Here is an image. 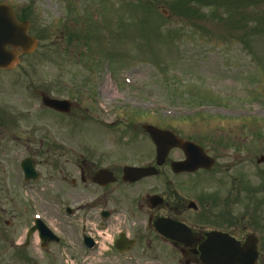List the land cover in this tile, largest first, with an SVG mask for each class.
<instances>
[{
	"label": "flooded vegetation",
	"instance_id": "obj_1",
	"mask_svg": "<svg viewBox=\"0 0 264 264\" xmlns=\"http://www.w3.org/2000/svg\"><path fill=\"white\" fill-rule=\"evenodd\" d=\"M22 85L23 95L0 101V244L23 264H203L205 248L223 237L256 242L264 264V201L253 199L264 187H252L263 117L231 108L245 109L247 99L217 98L213 116L150 123L198 146L201 167L190 172L174 169L188 159L181 148L159 164L141 123L136 145H63L60 132L29 122L47 112L85 124V100L61 114L43 103L60 95L59 83ZM24 101L37 105L35 115ZM128 167L154 174L125 180Z\"/></svg>",
	"mask_w": 264,
	"mask_h": 264
},
{
	"label": "rangeland",
	"instance_id": "obj_2",
	"mask_svg": "<svg viewBox=\"0 0 264 264\" xmlns=\"http://www.w3.org/2000/svg\"><path fill=\"white\" fill-rule=\"evenodd\" d=\"M3 2L15 10L30 7L31 34L40 40L35 53L23 57V69L0 71V101L11 92L17 93L11 100L23 95L21 83L39 80L59 83V98L85 100V124L47 112L29 122L60 132L63 145L139 144L128 126L153 113L194 111L202 94L245 98L247 108L264 114V0ZM29 107L35 115L37 105ZM260 142H254L255 157L264 152ZM252 176L253 191L263 188L264 166L254 161ZM253 199L264 201V193L254 192ZM0 258V264H23L1 244Z\"/></svg>",
	"mask_w": 264,
	"mask_h": 264
},
{
	"label": "water",
	"instance_id": "obj_3",
	"mask_svg": "<svg viewBox=\"0 0 264 264\" xmlns=\"http://www.w3.org/2000/svg\"><path fill=\"white\" fill-rule=\"evenodd\" d=\"M28 28V24H19L16 21L11 9L6 6H0V68H11L17 63V53L7 52V46H11L15 52L19 48H21L23 52L28 53L36 49L37 41L28 35ZM155 131L157 130H150V133L156 140L158 138V133H155ZM261 161H264V158H262ZM132 171L139 172V177L146 174L143 170ZM253 251L254 254L251 253V249L245 252L239 248H223L221 251V261H217V263L214 264H218L219 262H222V264L228 263L230 259L235 258H243V261L237 260L238 264H252L256 258L255 250L253 249Z\"/></svg>",
	"mask_w": 264,
	"mask_h": 264
}]
</instances>
